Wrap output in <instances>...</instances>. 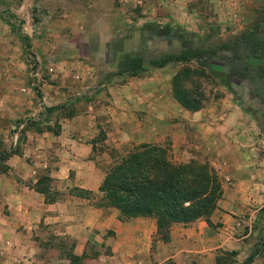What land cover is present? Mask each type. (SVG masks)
Here are the masks:
<instances>
[{
    "label": "crops",
    "instance_id": "1",
    "mask_svg": "<svg viewBox=\"0 0 264 264\" xmlns=\"http://www.w3.org/2000/svg\"><path fill=\"white\" fill-rule=\"evenodd\" d=\"M201 1L115 0L95 27L88 10L54 7L46 20L17 26L0 8V264H78L69 252L82 264H217L232 245L224 240L230 231L216 232L204 218L174 225L164 241L155 218L122 221L117 209L97 206L109 168L145 144L168 147L175 164L211 161L223 189L221 217L257 198L264 169L256 121H245L236 105L225 121L216 120L215 108L191 112L173 94L176 64L120 74L118 55L109 61L103 49L111 50L112 33H204ZM209 1L219 15L236 17L240 0ZM77 37L100 50L86 54ZM28 38L41 47L47 79L45 70H28L27 57L9 52L13 41ZM97 121L117 132L98 155Z\"/></svg>",
    "mask_w": 264,
    "mask_h": 264
},
{
    "label": "rangeland",
    "instance_id": "2",
    "mask_svg": "<svg viewBox=\"0 0 264 264\" xmlns=\"http://www.w3.org/2000/svg\"><path fill=\"white\" fill-rule=\"evenodd\" d=\"M201 5L207 13L204 16V33L198 35L189 31L143 29L128 36L112 33L107 42L112 44L111 50L106 45L103 47L108 51L106 57L113 61L118 55L120 71L127 57L142 58L144 68L149 70V63L153 59L179 56L189 50L212 54L204 59L206 66H199L198 63L184 66L176 64L174 77L181 74L177 84L183 91H188V99L201 104L202 109L215 108L217 121H225L233 105L241 107L245 121H256L260 128L262 144L259 154L264 169V0H240L234 19L216 13L209 0H202ZM115 6V0H0V8L11 16L17 26L42 22L47 19L50 9L56 7L60 10H88L93 15L91 26L95 27L103 23L104 14L113 11ZM21 12L26 13L28 19L23 20L19 16ZM251 34L250 42L243 41L242 38ZM238 42L240 49L234 50ZM74 44L81 45L82 51L89 55L100 50L98 45L89 43L84 46L83 40L81 42L78 37L74 39ZM40 49L38 42L28 38L25 42L13 41L9 52L27 57L28 70L34 73L45 70L44 77L47 79V64L44 65L37 58ZM240 58L243 61H239ZM99 63L103 65L104 61L101 59ZM104 80L106 74L99 79ZM174 85L171 80L173 90ZM96 126L99 145L95 147V154L98 155L107 151L105 139L117 132L108 121H97L92 127L93 132H96ZM5 146L9 148V144ZM0 149L5 148L0 146ZM207 163L210 165L211 161ZM254 193H257V198L246 200L242 207H237V213H231L230 217H221L216 209L204 218L212 230H228L232 234L230 239H224L225 242L231 240L232 245H225L227 248H222L218 253L217 264H264V180ZM214 215L217 220H211ZM66 244L70 249L72 242L66 241Z\"/></svg>",
    "mask_w": 264,
    "mask_h": 264
},
{
    "label": "trees",
    "instance_id": "3",
    "mask_svg": "<svg viewBox=\"0 0 264 264\" xmlns=\"http://www.w3.org/2000/svg\"><path fill=\"white\" fill-rule=\"evenodd\" d=\"M251 37L252 34L242 39L248 43ZM237 46L239 42L234 50L240 49ZM211 55L207 51L189 50L179 56L153 59L149 64L150 69H162L171 64L206 66L204 59ZM146 71L142 58L127 57L119 73L138 75ZM180 76L178 73L173 78L174 97L185 109L199 111L201 104L188 99V91L178 86ZM100 192L99 208L117 209L122 221L137 217L155 218L158 234L164 241L170 239L175 224L189 225L209 217L218 208L223 195L221 180L208 163L175 164L168 147L147 144L115 161ZM73 246L72 243L71 249ZM67 254L73 263L82 264V258L75 257L72 252Z\"/></svg>",
    "mask_w": 264,
    "mask_h": 264
}]
</instances>
